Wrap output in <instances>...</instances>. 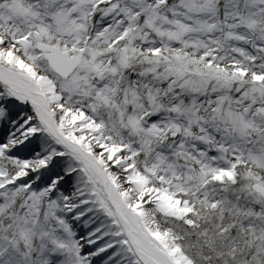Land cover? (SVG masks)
<instances>
[{"label":"snow or ice","instance_id":"snow-or-ice-1","mask_svg":"<svg viewBox=\"0 0 264 264\" xmlns=\"http://www.w3.org/2000/svg\"><path fill=\"white\" fill-rule=\"evenodd\" d=\"M0 264H264V0H0Z\"/></svg>","mask_w":264,"mask_h":264}]
</instances>
